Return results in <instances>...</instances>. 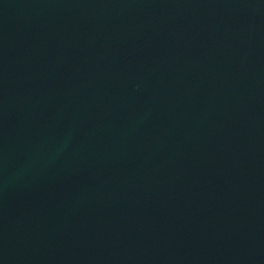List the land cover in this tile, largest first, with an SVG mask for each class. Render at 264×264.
<instances>
[{
	"label": "water",
	"instance_id": "95a60500",
	"mask_svg": "<svg viewBox=\"0 0 264 264\" xmlns=\"http://www.w3.org/2000/svg\"><path fill=\"white\" fill-rule=\"evenodd\" d=\"M0 264H264V0H0Z\"/></svg>",
	"mask_w": 264,
	"mask_h": 264
}]
</instances>
